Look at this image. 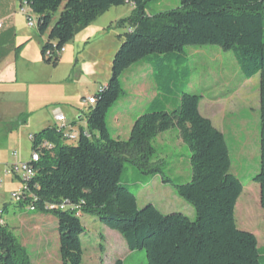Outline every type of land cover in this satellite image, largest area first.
<instances>
[{
    "label": "trees",
    "instance_id": "1",
    "mask_svg": "<svg viewBox=\"0 0 264 264\" xmlns=\"http://www.w3.org/2000/svg\"><path fill=\"white\" fill-rule=\"evenodd\" d=\"M17 1L32 13L38 36L47 34L40 55L52 66L60 59L55 53L109 9L132 7L131 15L118 22L127 31L113 55L109 80L91 96L86 129L79 127L76 144L65 143L58 125L30 135L31 155L38 161L26 162L34 176L19 179L21 200L14 204L55 218L61 263L82 264L81 219L88 215L118 233L130 252L143 251L145 264H264V247H258L255 235L236 227L234 211L243 186L230 173L224 135L199 112L200 96L185 92L191 71L184 53L186 47L216 46L232 53L245 80L259 74L260 166L253 181L264 212V0H179V7L155 15L148 8L160 0ZM143 60L157 93L134 119L128 139H113L105 119L123 95L120 77ZM28 118L23 114L3 124L2 132L18 130ZM170 129L177 130L189 151L190 181L185 184L149 165L152 141ZM126 163L144 176H160L192 207L195 219L164 215L152 204L139 209L136 196L121 182ZM7 205L0 207L3 220ZM0 264H31L5 220L0 224Z\"/></svg>",
    "mask_w": 264,
    "mask_h": 264
},
{
    "label": "rangeland",
    "instance_id": "2",
    "mask_svg": "<svg viewBox=\"0 0 264 264\" xmlns=\"http://www.w3.org/2000/svg\"><path fill=\"white\" fill-rule=\"evenodd\" d=\"M20 6L23 5L14 0L15 46L19 48L23 38L31 40L24 44L22 53L24 47L19 48L17 57L14 51L9 53L5 62L7 66L0 72V97L4 99L6 121H13L20 113L26 112V104L33 109L34 115L11 135L0 131V196L8 204L4 219L14 220L10 230L24 245L30 263L62 264L55 218L50 214L29 212L26 206L17 208L10 196L13 192H20L21 184L9 182L11 176L5 171L11 164H23L29 160L31 144L28 136L53 125L51 110L67 111L68 121L77 122L79 103L84 104L105 86L110 77L113 55L127 31L118 22L131 15L132 7L109 9L87 27L88 31L82 35L87 38L78 37L66 45L58 64L52 66L42 61V41L35 27L27 26L26 17L19 12ZM177 7L179 0H160L149 6L148 14L155 15ZM23 8L27 10L25 5ZM59 12L54 15L51 25ZM0 23L5 27L3 21ZM184 53L191 71L185 92L200 96L199 110L221 129L229 152L230 173L243 186L234 211L236 227L255 235L258 247L262 248L264 212L259 204L260 188L253 181L260 166L259 74L245 80L232 53L216 46L186 47ZM66 79L71 86L64 85ZM120 82L123 95L108 110L105 123L113 139L126 141L134 119L143 113L157 92L147 60L130 67L122 74ZM172 109L169 105L168 111ZM79 127L86 129L85 120L80 125L77 122L71 130L78 132ZM65 143L74 146L76 141L66 140ZM151 146L153 152L149 165L152 170L160 169L164 177L176 184L190 181L189 151L176 129L158 135ZM124 170L121 182L127 184L136 196L139 209L152 204L164 215L180 213L195 219L192 207L176 195L171 185L163 184L160 176H144L128 163L124 164ZM81 221L85 230L81 237L84 248L82 264H145L143 251L130 252L121 236L95 217L86 215Z\"/></svg>",
    "mask_w": 264,
    "mask_h": 264
},
{
    "label": "crops",
    "instance_id": "3",
    "mask_svg": "<svg viewBox=\"0 0 264 264\" xmlns=\"http://www.w3.org/2000/svg\"><path fill=\"white\" fill-rule=\"evenodd\" d=\"M13 10H14V0H0V22L3 21L5 23V27L2 26V29L0 30V72L4 71V69H5L4 67L6 65L5 62H6L8 56H9V53L11 51H14V56L15 57L18 56L17 55L18 51L17 52L15 51V49L18 48V46H15V41H16L17 37H15V39H14V36H17V34L16 33L14 34V32H16V27H15L16 23H15V14H14ZM88 29L89 28H87V29L83 30L81 33H79L75 37V39L76 38L78 39V37H85V36H82V35H84L86 33V31H88ZM39 38H40V41H42V44H41V46H42L47 40V34H45L43 37H39ZM85 38H87V37H85ZM22 40H24V42L19 45V48L20 47L23 48L24 44H27L26 42H29V40H31V39L23 38ZM82 40H83V38H82ZM24 49H25V47L22 49L21 53L23 52ZM63 82H65L64 85H66L67 87L69 85L71 86V83H68L69 82L68 79H66ZM76 82H79V81H76ZM31 86H33V85H31ZM62 104L63 105H68L67 103H62ZM28 105L29 104H26V107H25L27 109V111L23 112V113H20L18 116L23 115V114H28L29 115L28 119H31L33 117V115H34V112L32 111L33 109H30V107ZM68 106L70 108H73L72 105H68ZM87 107L88 106H86L85 103L84 104L79 103V108L77 109L78 113L76 114L77 122H78L79 125H80V122L84 120V116H85ZM4 112H5L4 99H3V97H0V124H1V127H2L3 124H5L7 122H10V121H6L7 119H5V117H4L6 113H4ZM199 112L204 118L210 120V118H208L205 115H203V113H201L200 110H199ZM51 115H52L51 119L53 121V126L57 125L55 120H54V117L56 115H61L64 118V122L66 123L67 130L69 128L71 129L72 126H75L77 124V122H74L73 120L72 121H68L69 119H68L67 116H69V113L67 111L61 110L59 108L51 110ZM212 125L222 133L220 128L216 127L213 123H212ZM0 131H2V128H1ZM11 134L12 133H9V135H11ZM29 136H28V139H29ZM14 156H16V154H14ZM11 165L13 166V164H11ZM14 165H18V163L14 164ZM10 166H8L7 168H9ZM8 181L9 182H16V183H20L21 184V182L19 181V178L18 177H14V176L13 177L12 176L8 177ZM5 204H7V201H5L3 196L1 195L0 196V207H2ZM4 220H5V223L9 226V228L12 229L14 220H11V219H4ZM21 225L23 226L24 224L21 223ZM22 246L24 247V245H22ZM127 253H129V252H127ZM116 264H119V262H117Z\"/></svg>",
    "mask_w": 264,
    "mask_h": 264
},
{
    "label": "built area",
    "instance_id": "4",
    "mask_svg": "<svg viewBox=\"0 0 264 264\" xmlns=\"http://www.w3.org/2000/svg\"><path fill=\"white\" fill-rule=\"evenodd\" d=\"M24 6V5H23ZM23 6H20V10L19 12L21 14H23L26 19H27V26L29 28H34L35 27V21L33 18L32 13L30 12V10L27 8V10H25L23 8ZM2 29V24L0 23V30ZM65 50L61 49L60 51L56 52L55 54L60 56ZM52 56V52L47 51L46 52V57H51ZM86 106L92 105L93 104V98L89 97L88 99H86V101L84 102ZM54 120L56 122V124L60 127V129L63 131V138L65 140H72V141H76L77 140V132L72 131L70 128L68 129L69 132L66 133L67 127H66V123L64 122V118L61 115H56L54 117ZM29 140H30V136H29ZM46 146V144H44V147ZM30 160L32 162H37L38 161V157L36 154H32L30 156ZM5 174L8 176H14V177H18L20 179V176H22V179H29L32 178L34 176V170L32 169L31 166H29L27 163H23V164H18V165H13L10 166L6 171ZM22 174V175H21ZM2 180L0 179V184H1ZM10 200L13 203H17L21 200V196H20V192H13L10 196ZM60 209H63V207H59ZM28 210L30 212L34 211V207L30 206L28 207ZM0 215H1V210H0ZM4 220L0 217V224H3Z\"/></svg>",
    "mask_w": 264,
    "mask_h": 264
}]
</instances>
